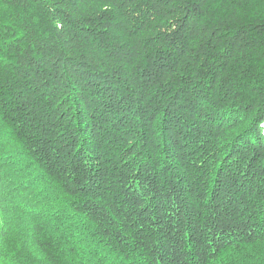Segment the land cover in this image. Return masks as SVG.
<instances>
[{"label":"trees","instance_id":"1","mask_svg":"<svg viewBox=\"0 0 264 264\" xmlns=\"http://www.w3.org/2000/svg\"><path fill=\"white\" fill-rule=\"evenodd\" d=\"M264 0H0V264H264Z\"/></svg>","mask_w":264,"mask_h":264},{"label":"rangeland","instance_id":"2","mask_svg":"<svg viewBox=\"0 0 264 264\" xmlns=\"http://www.w3.org/2000/svg\"><path fill=\"white\" fill-rule=\"evenodd\" d=\"M261 127H262V133L264 135V122L262 123Z\"/></svg>","mask_w":264,"mask_h":264}]
</instances>
